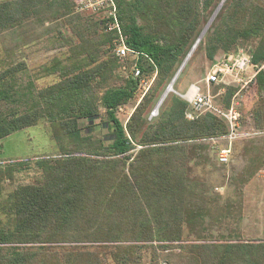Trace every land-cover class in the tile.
<instances>
[{
  "label": "trees",
  "instance_id": "obj_1",
  "mask_svg": "<svg viewBox=\"0 0 264 264\" xmlns=\"http://www.w3.org/2000/svg\"><path fill=\"white\" fill-rule=\"evenodd\" d=\"M82 1L0 3V38H20L0 59V146L11 134L44 123L57 153L35 162L33 183L0 193V264H264V240L232 231L211 237L242 205L216 206L192 176L194 167L209 162L207 140L227 134L224 121L211 114L188 120L189 106L177 96L152 122L145 117L222 0H114L126 45L139 54L138 78L117 73L118 60L107 48L116 35L77 11ZM43 36L62 53L38 68L39 77L53 78L41 86L25 62L15 60L16 50ZM243 47L253 65L264 64V3L225 0L197 48L212 64L219 53ZM152 75L123 125L118 109L136 100L139 81ZM252 88L250 130L263 133V72ZM236 91L225 88L222 109ZM95 120L109 142L94 136L93 124L83 132L80 123ZM249 150L241 187L264 165L259 148ZM23 165L0 166V192Z\"/></svg>",
  "mask_w": 264,
  "mask_h": 264
},
{
  "label": "rangeland",
  "instance_id": "obj_2",
  "mask_svg": "<svg viewBox=\"0 0 264 264\" xmlns=\"http://www.w3.org/2000/svg\"><path fill=\"white\" fill-rule=\"evenodd\" d=\"M4 1L6 0H0V3ZM224 1L225 0H223V2L221 1L222 4ZM222 4H219V9ZM213 19L214 17L212 16L204 26L199 35V37L201 36L199 43L210 27ZM46 37L47 36H43L35 44L28 45L23 48L20 47V49L16 50L17 56L15 62L24 61L27 67V74L35 81L34 83L36 85L41 86L50 83L53 78L39 77L37 74L38 68L55 55L62 53L59 49L52 50ZM19 41L20 38L13 34H8L3 39L0 38V59L3 58L2 55H4L3 51L5 48L7 49L13 47L17 45ZM199 43L191 52L187 60H183L181 63V65L184 63L183 66L181 67L180 65L181 69L180 67L178 68L180 71L173 83V92L168 94L164 103H162V105L157 109L159 113L168 107L171 97H179V95L184 93L187 87L192 84H197L201 88L202 92L208 91L210 95L216 96L215 99L217 104L221 105L220 99L225 92V88L221 85H212L208 90L206 89L204 81L212 64L206 60L203 49L197 48ZM247 48L248 47H243L242 50L246 52ZM217 57H223V54L219 53ZM128 68H132L131 63L128 64ZM117 73L124 77L120 73L119 69H117ZM154 77L155 75H152L151 77L141 79L135 93L138 100L136 99L131 104L125 106L127 107L125 110L121 107L122 109L117 111V117L123 125L125 124L128 113L131 111L133 112L138 101L148 91ZM172 79L161 88L155 102L145 113L148 123L157 118L156 117L152 120L148 119L149 114L155 109L158 100L162 97L169 84L172 83ZM141 81H143V83H141ZM254 97L255 89L251 87L246 92L240 93L238 98L234 101V103L237 104V110L241 115V122L243 123L242 127L244 131H250L252 127L250 112L253 107L252 104L254 102ZM90 124L96 126L93 132L94 136L102 138L105 142H109L107 131L103 128L102 121L100 120H95L93 122H81L80 125L84 128L83 132L87 131L85 130V127ZM262 139H264L263 136H254L238 140L232 146L233 151L231 158L225 165H220L217 161L216 151L225 145V142H221V147L218 150H216V148L210 149L208 156L209 162L198 165L192 169V176H195L204 183V189L207 190V195L215 199L216 206L223 208L224 205L229 202L237 204L238 189L240 185V178L237 177L241 175L240 170L249 163L248 159H246V153H249L250 151L247 146L249 144L254 145L255 142H262ZM55 148L56 147L50 137V129L44 123L15 132L2 139L0 146V166L5 167L10 163H23L24 165L16 167L13 173L12 181H5L1 184L2 191L0 193L5 196L14 190L18 185L33 183L35 179L39 177V171L35 162L39 159L55 157L57 155ZM241 199L243 202V208H241L239 212L240 214L236 213L234 218H229L217 227L215 226L210 232L211 237L218 238L220 236H226L228 232L232 231L239 233L245 240H264V172L258 174L246 185L243 189ZM148 259V254L144 253L143 262L147 263Z\"/></svg>",
  "mask_w": 264,
  "mask_h": 264
},
{
  "label": "built area",
  "instance_id": "obj_3",
  "mask_svg": "<svg viewBox=\"0 0 264 264\" xmlns=\"http://www.w3.org/2000/svg\"><path fill=\"white\" fill-rule=\"evenodd\" d=\"M260 2L264 3V0H260ZM77 11L92 14L105 32L116 35L111 45L107 48L110 54L117 58L120 73L126 78L140 77V71L136 65L139 54L130 50L126 45V36L121 29L115 1L83 0L78 5ZM129 63H131V69L128 68ZM260 72L264 73V64L253 65L246 52L239 49L236 52L218 58L212 63L204 81L207 90L212 85L237 89L228 109H222L214 101L215 96L210 95L208 91L202 92L197 84L190 85L184 95H179L189 106V112L186 114L188 120L200 115L211 114L220 118L226 124V135L207 140L216 150L219 149L221 142H225V147L217 151V161L220 165H225L229 162L234 142L242 138L264 135V132L255 133L251 130L248 132L243 130L241 115L237 110V104L234 103L240 93L246 92L256 84V77ZM158 115V110L154 109L149 114L148 119L152 120ZM203 142H206V140Z\"/></svg>",
  "mask_w": 264,
  "mask_h": 264
},
{
  "label": "crops",
  "instance_id": "obj_4",
  "mask_svg": "<svg viewBox=\"0 0 264 264\" xmlns=\"http://www.w3.org/2000/svg\"><path fill=\"white\" fill-rule=\"evenodd\" d=\"M193 85V84H192ZM190 87V85L187 87V89H186V91L188 90V88ZM186 91L184 92V93H182L180 96H182V95H184L185 93H186ZM179 96V97H180ZM218 96V95H217ZM215 98H216V96H215ZM124 110L127 108V107H122ZM122 108H119L118 110H121ZM131 113H132V111L130 112V113H128V115H127V118H126V120H125V123L127 122V120H128V118L130 117V115H131ZM241 140V139H240ZM237 142V141H236ZM236 142H234L233 143V145L236 143ZM232 145V146H233ZM252 144H249L247 147H248V149H250V147H254V145H256L255 147H258L259 148V151H258V153L256 154L260 159H262V160H264V145H263V143L260 141V142H255L254 143V145H252ZM221 147V145L219 144V148ZM225 147V145L223 146V147H221L220 149H222V148H224ZM213 148H214V146H213ZM233 151V150H232ZM216 153H217V151H216ZM246 153V152H245ZM252 151H249V153H246V159H248V162H249V159H250V157L252 156ZM231 155H232V153H231ZM230 158H231V156H230ZM248 165H249V163H248ZM247 165V166H248ZM246 165L240 170V174L241 175H239V177H237V178H240L241 179V177L243 176V174H244V171H246V167H247ZM262 172H264V165L263 166H261L260 168H259V170L256 172V174H254V176H252V178H251V180L253 179V178H255L258 174H261ZM250 180V181H251ZM249 181V182H250ZM248 182V183H249ZM247 183V184H248ZM246 184V185H247ZM246 185L245 186H243V187H241V186H239V189H238V200H237V202L236 203H241V205H242V208H243V202H242V199H241V195H242V193H243V189L246 187Z\"/></svg>",
  "mask_w": 264,
  "mask_h": 264
},
{
  "label": "bare ground",
  "instance_id": "obj_5",
  "mask_svg": "<svg viewBox=\"0 0 264 264\" xmlns=\"http://www.w3.org/2000/svg\"><path fill=\"white\" fill-rule=\"evenodd\" d=\"M175 80H176V78H175ZM175 80L171 84H169V86L166 88V90L163 93L161 99L157 103V106H156L157 109L162 105V103H164L165 98L168 96V94L171 93V92H173V89L172 88H173V83L175 82Z\"/></svg>",
  "mask_w": 264,
  "mask_h": 264
},
{
  "label": "water",
  "instance_id": "obj_6",
  "mask_svg": "<svg viewBox=\"0 0 264 264\" xmlns=\"http://www.w3.org/2000/svg\"><path fill=\"white\" fill-rule=\"evenodd\" d=\"M222 2H223V0H222ZM222 2L220 3V5L222 4ZM220 5L218 6L217 10L215 11L213 17L216 15L217 11L219 10ZM200 38H201V36H200V37L198 38V40L195 42V44H194L193 47L191 48L190 52H189L188 55L186 56L185 60H187V58L190 56L191 52L196 48V45L199 43ZM183 64H184V63H183ZM183 64L181 65V67L183 66ZM181 67H180V69H181ZM180 69L177 71V73H176L175 76L173 77L172 82L175 80V78H176L177 74L179 73ZM160 99H161V98H160ZM160 99H159V100H160ZM159 100H158V101H159ZM157 103H158V102H157ZM156 106H157V104H156ZM156 106H155V109H157Z\"/></svg>",
  "mask_w": 264,
  "mask_h": 264
}]
</instances>
